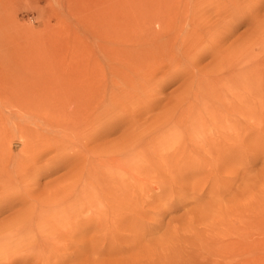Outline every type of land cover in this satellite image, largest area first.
I'll list each match as a JSON object with an SVG mask.
<instances>
[{"label": "rangeland", "instance_id": "obj_1", "mask_svg": "<svg viewBox=\"0 0 264 264\" xmlns=\"http://www.w3.org/2000/svg\"><path fill=\"white\" fill-rule=\"evenodd\" d=\"M92 1L11 0L13 6H0V47L42 43L43 55L75 53V40L87 47L99 34L91 26L103 9L138 0H95L100 6L88 7ZM196 11L197 24L216 16L220 29L197 48L192 72L211 76L218 54L231 53L227 66L252 72L249 113L243 107L234 119L230 105L223 117L221 111L222 137L215 139V153H206L193 142L213 131L184 139L187 119L161 118L185 85L183 76L170 70L163 76L160 69L154 98H140L124 116L109 112L102 128L95 123L85 135L86 147L61 150L65 166L46 175L41 171L54 152L33 165L20 163L29 144L18 126L40 128L14 110L2 111L0 157L8 163L0 159V264H264V0H202ZM217 72L230 73L226 67ZM103 157L124 167L104 165Z\"/></svg>", "mask_w": 264, "mask_h": 264}, {"label": "bare ground", "instance_id": "obj_2", "mask_svg": "<svg viewBox=\"0 0 264 264\" xmlns=\"http://www.w3.org/2000/svg\"><path fill=\"white\" fill-rule=\"evenodd\" d=\"M201 1L196 0L192 5L191 0H138L130 5L118 3L116 7L103 9L100 17L97 15V19H94L91 28L94 32L99 31V34L96 32L99 36L91 39V45H76L78 40H75V53L67 54L65 50L66 54L59 56L58 53V58L53 57L56 55L53 52V56L51 52V55H43L42 43L34 44L30 49L16 45L10 49L11 42H8L9 48L8 45L6 49L0 47V126L1 112L14 110L40 128L33 131L18 126L19 133L27 138L29 144L22 151L27 156L24 155L20 163L33 165L49 151L57 156L41 172L51 175L61 169L65 166L59 162L65 158L61 150L72 144L86 147L89 139L85 135L95 128V123L101 121L97 128H102L109 112L119 111L117 116H124L129 109L138 107L136 102L140 98H154L158 86H152L157 82H154V77L160 69L167 71L162 73L163 76L170 70V75L175 73L184 77L182 97H178L173 104L181 108L180 104L187 100L185 107L179 111L173 104L169 107H175V111H172V107H166L167 111L160 114L161 118L169 120L178 115L181 121L187 119L189 128L184 123L186 129L183 128V138L187 136L188 139L194 131H213L211 137L202 136L199 143L193 144L202 150L206 147V153H215V139L222 137L221 111L223 117V110L230 105L235 119V114L244 107L247 115L251 108L254 82L250 80V68L236 72L227 66L233 57L225 51L218 54L211 69L213 75L205 77L201 69H195V74L192 72L194 67L191 60L198 56L197 48L205 41L215 40L213 38L220 29L218 20L213 19L216 16H206L201 25L196 23V8ZM2 5L9 7L11 0H3L0 2ZM87 6L95 8L100 5L93 0ZM214 8L219 16L221 2ZM223 67L229 69L230 73L216 74ZM206 81L210 82L209 87L205 86ZM224 81L229 84L226 85ZM221 83L223 87L218 86ZM192 86L195 89L189 91ZM194 117L199 119L197 124ZM108 118L111 116L108 115ZM175 122L176 128L181 127L180 120ZM127 131L122 133L125 146L130 141ZM103 158L101 162L104 165L110 160L111 165L124 167L115 159ZM0 159L5 167L8 157ZM73 163L77 164L78 161L74 159ZM18 217H23V214ZM245 246L249 247V243L243 248Z\"/></svg>", "mask_w": 264, "mask_h": 264}]
</instances>
